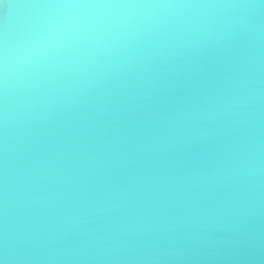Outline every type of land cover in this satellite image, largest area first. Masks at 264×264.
Instances as JSON below:
<instances>
[{
	"label": "clouds",
	"instance_id": "clouds-1",
	"mask_svg": "<svg viewBox=\"0 0 264 264\" xmlns=\"http://www.w3.org/2000/svg\"><path fill=\"white\" fill-rule=\"evenodd\" d=\"M0 264H264V0H0Z\"/></svg>",
	"mask_w": 264,
	"mask_h": 264
}]
</instances>
